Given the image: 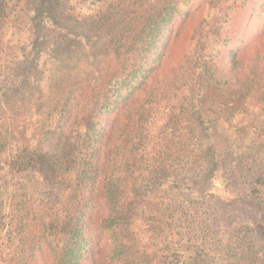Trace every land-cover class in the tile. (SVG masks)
Here are the masks:
<instances>
[{"label":"rangeland","instance_id":"374dc122","mask_svg":"<svg viewBox=\"0 0 264 264\" xmlns=\"http://www.w3.org/2000/svg\"><path fill=\"white\" fill-rule=\"evenodd\" d=\"M164 1L170 0H116L113 7L98 13L89 0H54L52 22L47 24L32 21L40 0L10 2L4 10L10 15L0 18V88L13 70L24 71V78L19 91L1 96L0 184L7 166L23 161L26 169L34 162L30 151L44 139L42 130H55L68 102L78 104L89 97L92 103L111 78L128 70L146 40V26L154 24L156 6ZM259 2L257 10L264 0ZM252 7L246 2L237 8L239 16L216 42L204 77L201 68L206 59L188 62L186 55L199 43L205 49L212 47L205 37L210 27L204 18L207 11L198 12L191 21L187 18V23L178 20V32L173 33L162 66L125 105L124 111L143 125L153 142L148 146L150 160L137 170L131 166L120 188L130 182L139 196L133 200L135 211L140 213L143 202L156 214L144 224L151 225L148 248L157 255L158 264H264V241L244 234H253L248 229L258 220L251 205L254 200L216 195L195 201L171 183V178L186 183L198 180L199 186L208 187L214 169L209 148L214 145L217 170L224 180L221 192L223 188L242 192L246 179L264 176V11L258 19L250 16ZM177 9L175 17L186 15V2ZM40 28L45 30L36 42L41 64L23 56V48L34 42ZM168 30L164 27L162 34ZM237 49L239 61L233 63L230 52ZM151 92L153 103L140 111L139 105L147 103L143 100ZM107 115L113 118L115 113ZM11 124L19 127L20 140L9 133ZM57 148L49 161L57 169V180L63 182L49 183L32 165L17 172L15 179L10 176L0 188V264L15 249L12 238L22 229V234L48 237L54 245H62L63 210L72 199L68 190H62L75 176L69 170L74 162L68 151ZM254 196L264 206V192ZM138 217L145 218L137 214L134 219Z\"/></svg>","mask_w":264,"mask_h":264},{"label":"trees","instance_id":"16d2710c","mask_svg":"<svg viewBox=\"0 0 264 264\" xmlns=\"http://www.w3.org/2000/svg\"><path fill=\"white\" fill-rule=\"evenodd\" d=\"M11 1L13 0H0V18L10 15L4 13V10L10 6ZM89 1L96 5L94 12L102 13L109 7H113L116 0ZM181 1L186 2V15L181 14L175 17ZM246 2L253 6L250 16L261 19L264 4L261 3L260 10L255 7L260 4L259 0H170L168 3L164 1V4L156 6V18L155 16L151 18L154 24L146 26V40H143L137 55L132 58L128 70L111 78L92 103L89 97L85 100L81 99L78 104L68 102L63 107L55 130L52 132L50 130L51 133L42 130L44 139L30 151L29 154L33 155L34 162L31 160V163L26 165V169L23 161L14 163L7 166L4 174H1L3 178H1L0 188H3L10 176L15 179L17 172L23 173L33 165L34 169L40 170L49 183L59 184L63 181L57 180L58 174L55 173L57 169L49 161L52 160L53 150L60 146L61 150L68 151L71 162H74V167L69 170L71 177L75 176V178H72L69 184L64 179L67 186L62 190L63 192L68 190L66 195L72 197L63 210L65 216L62 218L63 226L61 227L65 233L61 237L62 245H54L48 237L35 239L33 235L27 234L28 232L22 234L23 229L21 231L19 229L20 233L12 238V244L16 247L7 253V258L2 259V264H38L39 262V264L46 262L49 264H158L157 255L148 248L151 225L144 224L151 223V220L156 218V214L143 202H141L140 213L135 211L134 201H138L139 196L135 186L130 182L123 190L120 188L123 182H127L132 170L131 166L137 170L139 166L141 168L145 165V161L150 160L148 146L153 142L142 130L143 125L138 123L134 116L124 111L125 105L134 94L146 88L149 78L162 66L171 49L170 41L173 33L176 35L178 32L175 30V23L178 20L180 24L187 23V18L191 21L201 11H207L204 18L209 22L210 27L205 37L212 42V47L208 45L205 49L199 43L194 51L191 49L187 53L186 57L188 62L191 58L200 62L206 59L205 65L201 68V74L203 77L207 76L210 70L207 64L214 57L216 42L222 41L220 38L231 29L230 25L239 16L237 8ZM53 3L54 0H40L38 8L35 9L33 23L42 20V24L52 22L49 13ZM166 26L169 30L162 34ZM44 31L40 28L38 33L34 34V42H30L25 49L23 48L25 58L35 59L40 64L42 57L36 42L43 38ZM154 47L156 51L152 53ZM230 53L233 63L239 61V49L231 50ZM23 72L16 70L11 72L14 74L9 77L8 83L0 88V102L1 96L11 95L22 88ZM188 72L194 73L192 70ZM159 88L165 89L164 87L155 89ZM143 101L147 103L139 105L140 111L153 103L152 92L146 95ZM110 112L115 113L113 118L105 116ZM120 116L122 121L117 124L121 119ZM9 127V133L12 134L13 139H19V127L12 124ZM28 149L25 147L26 152H29ZM209 151L213 158L212 168L214 169H211L208 187L199 186L201 182L198 180L186 183L171 178V183L181 192L192 196L195 201L216 195L229 199L240 198L243 202H248L249 199L254 200L251 205L258 212V220L248 229L253 234L248 232L244 234L253 240L264 241V206L258 202V197L254 196L264 192L263 173L256 176L255 180L246 179V187L244 186L242 192L232 193L228 188H223L224 192H221L224 180L220 170H217L219 163L216 152L218 150L214 145L209 148ZM36 161L41 164H36ZM256 180V186H253ZM7 182L9 183V180ZM206 189L211 192H206ZM137 214L145 218L134 219Z\"/></svg>","mask_w":264,"mask_h":264}]
</instances>
